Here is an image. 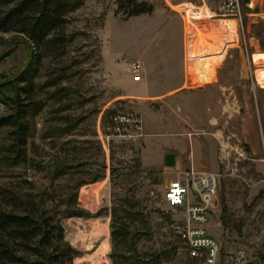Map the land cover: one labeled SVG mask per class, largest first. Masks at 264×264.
<instances>
[{
    "label": "rangeland",
    "instance_id": "1",
    "mask_svg": "<svg viewBox=\"0 0 264 264\" xmlns=\"http://www.w3.org/2000/svg\"><path fill=\"white\" fill-rule=\"evenodd\" d=\"M146 1L152 13L125 18L116 12L119 0H87L69 17L67 33L74 40L66 55L44 60L42 72L64 68L59 86L66 90L36 117L38 160L72 165L63 183L87 182L77 202L88 216L62 220L65 239L79 252L73 264H111L110 210L118 195L133 197L149 223L141 253L160 255L158 264H191L172 230L181 214L163 198L165 187L190 170L221 174L207 228L221 245L222 259L241 250L258 264L264 256V81L258 77V86L252 71L258 75L264 66L254 68L251 56L264 53V0H252V8L241 0L243 33L237 34L235 21L221 16L225 0ZM192 11L199 17L192 18ZM191 23L198 30L192 35ZM190 41L197 43L192 54ZM30 53L24 36L0 33V76L21 71ZM186 57L198 68L201 62L208 66L190 75ZM136 61L142 65L138 82L127 70ZM142 62L150 71L160 64L163 73L152 74L140 93L135 89L144 83ZM181 62L187 75L182 82ZM60 114L74 118L75 128L43 139L46 120ZM128 114L140 118L141 136L120 120ZM27 176L37 189L48 184L45 171L28 170ZM174 247L166 260L164 252Z\"/></svg>",
    "mask_w": 264,
    "mask_h": 264
},
{
    "label": "trees",
    "instance_id": "2",
    "mask_svg": "<svg viewBox=\"0 0 264 264\" xmlns=\"http://www.w3.org/2000/svg\"><path fill=\"white\" fill-rule=\"evenodd\" d=\"M86 1L0 0V33L22 35L31 46L21 71L12 77L0 76V264H73L79 256L65 239L62 220L88 216L77 202L78 191L87 182L78 180L72 186L63 183L73 166L62 159L52 164L38 160L32 139L37 134L36 117L49 101L64 98L66 90L59 86L66 80L64 68L59 66L57 73L42 72L44 60L66 55L74 40V35L67 33L69 17ZM152 11L153 4L146 0H119L116 10L125 18ZM54 117L46 120L43 139L69 134L77 125L67 114ZM52 122H57L56 127ZM28 170L45 171L48 184L37 189L27 176ZM102 177L95 176L92 182ZM138 206L131 196L118 195L113 201L111 264L160 262V255L153 257L139 250L149 223ZM175 253L176 247L164 252V257L169 260Z\"/></svg>",
    "mask_w": 264,
    "mask_h": 264
},
{
    "label": "built area",
    "instance_id": "3",
    "mask_svg": "<svg viewBox=\"0 0 264 264\" xmlns=\"http://www.w3.org/2000/svg\"><path fill=\"white\" fill-rule=\"evenodd\" d=\"M240 7L241 0H225L220 7L222 18H232L235 21L236 34L237 30L243 33ZM251 62L256 68L252 56ZM127 70L132 73L133 81H140L142 71L140 62H132ZM252 76L260 86L256 70L252 71ZM120 120L130 124L135 137L143 134L140 118L128 114ZM229 171L234 174L237 172V167L231 166ZM220 178V173H200L190 170L165 187L163 198L167 206L181 214L174 219L172 230L182 242L191 264H251V260L241 250L230 252L222 259L221 245L208 231L207 225L216 207ZM258 264H264V256L258 258Z\"/></svg>",
    "mask_w": 264,
    "mask_h": 264
},
{
    "label": "crops",
    "instance_id": "4",
    "mask_svg": "<svg viewBox=\"0 0 264 264\" xmlns=\"http://www.w3.org/2000/svg\"><path fill=\"white\" fill-rule=\"evenodd\" d=\"M179 27H180V33H181V40H182V47L185 45L184 44V41H185V37H184V26H183V22H181V21H179ZM192 24V26H191V28L190 29H192V30H189L187 33L188 34H190V35H192V33H195L196 31H198L195 27H194V24L193 23H191ZM197 36V35H196ZM189 43V45H188V47L190 48V51L188 52V54H192V51L191 50H193V48H194V46H195V44H197V43H200V40H198L197 41V43H195V44H193V43H191V41L190 42H188ZM186 61H187V63H188V67H187V69H188V71L190 72V75H193V74H191V73H193L195 70L196 71H198L200 68H207V62L206 63H204V62H201V65L199 66V68L197 67V65L195 64V63H193V60H188V58L186 57ZM197 61V60H196ZM195 62V61H194ZM142 64H143V72H142V77H143V80H144V83H141L142 85H140V84H136V88L137 89H135V90H138L140 93L141 92H143L144 91V89L146 88V85H148L150 82H151V79L153 80V76H152V74L154 75V74H156V75H158V77H160L161 75H162V67L160 66V64H159V66L157 65V70H154V71H150V69L148 68V66H146V65H144V63L142 62ZM181 71H180V78H179V81L180 82H182V81H184L185 80V78H186V68H185V62H181ZM192 80H193V82H195V81H199V78H193L192 77ZM138 82V81H137ZM140 85V86H139Z\"/></svg>",
    "mask_w": 264,
    "mask_h": 264
},
{
    "label": "bare ground",
    "instance_id": "5",
    "mask_svg": "<svg viewBox=\"0 0 264 264\" xmlns=\"http://www.w3.org/2000/svg\"><path fill=\"white\" fill-rule=\"evenodd\" d=\"M186 13L188 14L187 11H186ZM192 13H193V11H192ZM192 13H191V17L192 18H194V17H197L198 18L199 17L198 14H197V12H194L193 14ZM208 17H211V14L208 15ZM252 60H253V64H254L255 67H258L259 65L264 66V53H261V54L255 53V54H253ZM261 68H263V67H261ZM262 74H263V69H262V71L260 69L259 74L257 76L264 81V78H263V75ZM107 244H108V239L106 238L104 240V247H106Z\"/></svg>",
    "mask_w": 264,
    "mask_h": 264
},
{
    "label": "water",
    "instance_id": "6",
    "mask_svg": "<svg viewBox=\"0 0 264 264\" xmlns=\"http://www.w3.org/2000/svg\"><path fill=\"white\" fill-rule=\"evenodd\" d=\"M243 4L248 8H252V0H242Z\"/></svg>",
    "mask_w": 264,
    "mask_h": 264
}]
</instances>
